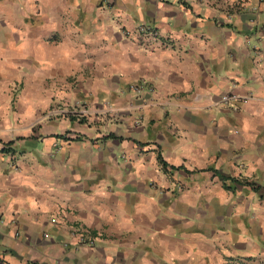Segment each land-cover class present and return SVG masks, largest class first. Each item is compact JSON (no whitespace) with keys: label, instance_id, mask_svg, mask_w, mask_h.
<instances>
[{"label":"crops","instance_id":"crops-1","mask_svg":"<svg viewBox=\"0 0 264 264\" xmlns=\"http://www.w3.org/2000/svg\"><path fill=\"white\" fill-rule=\"evenodd\" d=\"M0 264H264V0H0Z\"/></svg>","mask_w":264,"mask_h":264},{"label":"built area","instance_id":"built-area-1","mask_svg":"<svg viewBox=\"0 0 264 264\" xmlns=\"http://www.w3.org/2000/svg\"><path fill=\"white\" fill-rule=\"evenodd\" d=\"M138 31L141 32H149L150 28L144 24L138 25L137 27ZM130 88L135 91L136 93H139L142 90V83L140 82H135L133 84L130 85ZM150 90H152V88H149ZM233 95V94H232ZM231 95L226 94L224 97L228 98ZM86 108L84 106H82V104H80L79 102H73L71 105L67 106V108H63V107H51L48 109V115L50 114H62V113H67V114H77L78 112L81 114H86ZM82 236L85 235V233L81 234ZM81 239H83V237H81ZM89 243H93V239L90 238L88 239Z\"/></svg>","mask_w":264,"mask_h":264},{"label":"trees","instance_id":"trees-1","mask_svg":"<svg viewBox=\"0 0 264 264\" xmlns=\"http://www.w3.org/2000/svg\"><path fill=\"white\" fill-rule=\"evenodd\" d=\"M3 150H7V148H3ZM157 157H158V159H159L160 161H162V157H161L160 153H158Z\"/></svg>","mask_w":264,"mask_h":264},{"label":"rangeland","instance_id":"rangeland-1","mask_svg":"<svg viewBox=\"0 0 264 264\" xmlns=\"http://www.w3.org/2000/svg\"><path fill=\"white\" fill-rule=\"evenodd\" d=\"M50 107H48V108H46V110L45 111H47V109H49ZM44 114H45V112H44ZM46 118V117H45ZM47 119H49V118H47Z\"/></svg>","mask_w":264,"mask_h":264}]
</instances>
